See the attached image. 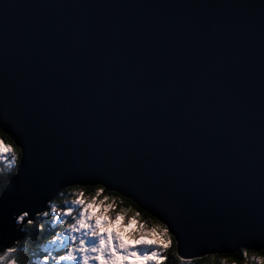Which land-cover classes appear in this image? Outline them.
I'll return each instance as SVG.
<instances>
[{
  "label": "water",
  "instance_id": "1",
  "mask_svg": "<svg viewBox=\"0 0 264 264\" xmlns=\"http://www.w3.org/2000/svg\"><path fill=\"white\" fill-rule=\"evenodd\" d=\"M5 11L0 91L16 103L29 146L18 183L46 169L52 177L34 209L63 182L101 172L118 186L110 191L168 216L186 258L245 246L225 231L235 217L219 197L206 221L191 199L179 217L147 175L119 168L103 145L118 153L124 136L134 148L182 154L202 178L239 175L258 201L264 0H0V20ZM56 129L69 137L62 146Z\"/></svg>",
  "mask_w": 264,
  "mask_h": 264
},
{
  "label": "snow or ice",
  "instance_id": "2",
  "mask_svg": "<svg viewBox=\"0 0 264 264\" xmlns=\"http://www.w3.org/2000/svg\"><path fill=\"white\" fill-rule=\"evenodd\" d=\"M12 7L13 4L3 5L5 10ZM6 22L7 11L0 20L5 38ZM261 27L264 33V12ZM261 111V172L259 197L255 202L250 188L241 183L239 175L234 174L230 182L221 184L218 178L195 175V169L182 154L177 155L172 151L164 154L156 148H134L125 142L124 136L117 137L126 145L117 153L114 144L105 141L103 154L121 169H135L147 175L179 217L178 206L191 199L200 202L199 215L206 221L214 208L219 210L218 197L229 215L235 217L234 226L225 231L243 237L241 243L244 247L205 248L201 250L202 254L193 253L186 258L180 254L182 247L186 246L183 232L161 212H157V216L168 223L157 221L151 226L139 225L140 231L135 237L137 243L125 242L113 228L123 210L116 211V201L103 195L106 190L118 186L101 172L86 171L58 185L53 196L72 197L70 200L65 199L62 205L58 206L45 197L46 207L41 201V209H34L32 201L51 180V173L46 169L27 185L18 183L29 146L22 139L24 133L16 103L10 102L6 90L0 91V160L10 157L7 164L9 171L20 165L16 174L12 175L0 169V264H33L32 257H22L26 249L12 236L13 233L26 235L29 230L33 234L50 236L44 244L46 254H34L35 264H167L173 241L176 242V248L171 254L178 264H194V261L197 264H229L228 255L237 252L243 257L244 264H264V49ZM56 132L61 146L65 140H69L67 134L59 129ZM5 136L19 143L14 148L4 144ZM88 187L94 189V195L86 198L84 189ZM253 207L256 209L254 212L251 210ZM41 220L47 223H38ZM250 249L253 250L251 258Z\"/></svg>",
  "mask_w": 264,
  "mask_h": 264
},
{
  "label": "trees",
  "instance_id": "3",
  "mask_svg": "<svg viewBox=\"0 0 264 264\" xmlns=\"http://www.w3.org/2000/svg\"><path fill=\"white\" fill-rule=\"evenodd\" d=\"M5 137L7 138V140H9L8 136H5ZM10 141H12V140H10ZM16 167L17 166L12 168L10 171L8 170L7 167L1 168V169H4V171L6 173H8L9 175H12L15 173ZM84 191L88 194H92L94 192V189L88 187V188H85ZM105 192L107 194L114 196L115 198H117L119 200L117 202V206L119 207L120 211L123 210V212H121L122 214L127 215V213L130 211V208H136L142 214V216L145 219H147V220L150 218L157 219L152 214L147 212L146 210L140 208L136 202L129 199L128 197L122 196L119 193H117L116 191L106 190ZM65 197L67 199L70 196H60L59 195L55 199L54 203H59V206L62 205L63 201L65 200ZM121 201H123V202L121 203ZM38 223H47V222L41 220V221H38ZM56 230H59V228H57ZM48 238H50V236L42 235V234H33L32 230H29V232L26 234V236L24 237L22 242H20L21 247L26 249V251L21 254L22 257L24 259L32 257L33 258V264H35V261H36V257L34 255L35 253L40 252L42 254H46V253H44V244ZM175 248H176V242L173 241L172 250H175ZM172 250H170V252H169V258H168L167 264H178V262L175 259V256L171 254ZM252 253H253V250H250V255H252ZM227 258L229 259V261H235L236 264H244L243 257L241 255H239L238 252L236 254L230 253ZM194 264H197V262L194 261Z\"/></svg>",
  "mask_w": 264,
  "mask_h": 264
},
{
  "label": "rangeland",
  "instance_id": "4",
  "mask_svg": "<svg viewBox=\"0 0 264 264\" xmlns=\"http://www.w3.org/2000/svg\"><path fill=\"white\" fill-rule=\"evenodd\" d=\"M3 142H4V144H8L13 148L15 147L13 142H10V140L5 139L4 137H3ZM9 160H10V157H8L7 159H4V160H0V162H2V166H0V169L7 167ZM93 195H94V192L92 194H88L85 192L86 198L91 197ZM103 195L107 196L106 194H103ZM107 197L114 199L116 202L119 201L117 198H115L114 196H112L110 194ZM101 198H103V197H101ZM65 199H66V197H65ZM67 199L70 200V199H72V197L70 196ZM54 204L59 206V203H54ZM115 208H116V211H120V209H117V204L115 205ZM98 210L99 209H97V211ZM157 219L150 218L148 220L147 219L145 220L140 213L139 214L137 213L136 208H130V211L127 213V215H124L121 213L120 219L116 221V223L113 225V228L117 232L120 233L121 237L125 240L126 243H137L135 237H136L137 233L140 231L138 226L139 225L151 226L153 224H156L157 221L161 222L159 219L158 220ZM149 242H151V238H149ZM250 258H251V255H250ZM232 262L233 261H229V264H232ZM235 264H236V262H235Z\"/></svg>",
  "mask_w": 264,
  "mask_h": 264
},
{
  "label": "clouds",
  "instance_id": "5",
  "mask_svg": "<svg viewBox=\"0 0 264 264\" xmlns=\"http://www.w3.org/2000/svg\"><path fill=\"white\" fill-rule=\"evenodd\" d=\"M6 139V138H5ZM10 142H13V141H10ZM14 143V142H13ZM15 145V144H14ZM16 146V145H15ZM0 166H2L1 164H0ZM17 167H18V164H17ZM17 167H16V169H17ZM16 172V171H15ZM83 187V186H82ZM104 194H106L107 196H109V194H107L106 192H104ZM116 204H117V202H116ZM117 209H119V207L117 206ZM137 213L139 214L140 212L137 210ZM141 214V213H140ZM142 215V214H141ZM144 218V217H143ZM145 219V218H144ZM146 220V219H145ZM147 222V221H146ZM163 223V222H162Z\"/></svg>",
  "mask_w": 264,
  "mask_h": 264
},
{
  "label": "flooded vegetation",
  "instance_id": "6",
  "mask_svg": "<svg viewBox=\"0 0 264 264\" xmlns=\"http://www.w3.org/2000/svg\"><path fill=\"white\" fill-rule=\"evenodd\" d=\"M4 138H6V137H4ZM7 139V138H6Z\"/></svg>",
  "mask_w": 264,
  "mask_h": 264
}]
</instances>
